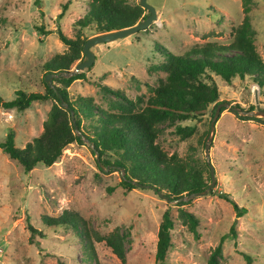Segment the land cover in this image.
<instances>
[{"label": "rangeland", "instance_id": "obj_1", "mask_svg": "<svg viewBox=\"0 0 264 264\" xmlns=\"http://www.w3.org/2000/svg\"><path fill=\"white\" fill-rule=\"evenodd\" d=\"M147 2L155 8L156 20L144 30L90 47L95 59L80 71L85 77L69 85L72 99L90 96L104 109L122 102L112 91L102 90L101 84L127 99H146L165 75L157 68L162 56L156 43L175 54L207 42L229 44L243 20L245 4L256 32V51L264 61V0ZM86 10L87 0H0V95L5 100L13 99L18 89L44 92L45 83L59 84L52 75L45 80L48 74L43 69L53 55L67 50L56 27L69 38L104 33L96 32L94 24H80ZM83 60L85 54L71 71ZM214 79L220 92L214 114L210 106L198 120L179 122L195 125L187 138H181L174 126H164L157 139L168 155L175 153L203 169L205 176L213 170L209 188L184 196L182 205L149 187L126 190L120 184L122 170L100 164L86 139L69 143L53 164H37L28 173L0 148V264H95L83 241L82 224L78 232L72 226H47L43 220L64 211L84 222L99 264H120L111 249L94 237L115 228L124 236L126 264H208L219 243L218 264H264V117L255 116L263 122L239 117L252 116L256 105L264 110V93L250 77L236 76L231 82ZM52 103L34 101L22 111L0 106V142L10 130L18 147L39 136ZM232 200L245 208L241 216ZM179 208L197 217L196 232L182 222ZM165 210L173 228L171 246L161 263L155 250Z\"/></svg>", "mask_w": 264, "mask_h": 264}, {"label": "trees", "instance_id": "obj_2", "mask_svg": "<svg viewBox=\"0 0 264 264\" xmlns=\"http://www.w3.org/2000/svg\"><path fill=\"white\" fill-rule=\"evenodd\" d=\"M145 11L139 3L131 5L126 0H87V10L80 24H94L96 32H109L129 27L146 18L148 15ZM244 11L243 20L235 28L234 38L229 44L207 42L183 54H175L156 43V47H161L162 56L157 68L165 75L151 88L152 93L146 99L138 96L131 100L125 98L119 90L101 84L102 90L112 91L122 100L111 103L105 109L97 107L90 96L74 99L69 96V85L85 77L84 72L72 74L71 68L84 54L83 44L87 39L69 38L57 26L58 36L67 45V50L53 55L44 63L43 69L47 74L55 76L59 84L45 83L44 92L18 89L15 97L10 100L0 95L1 107L19 111L28 108L34 101L52 100L43 130L23 147L16 146L14 132L10 130L5 140L0 142V148L11 159L17 160L24 172L28 173L37 164H53L69 143L86 139L98 153L100 164L122 170L120 184L126 190H131L135 185L149 187L170 201L185 204L181 200L184 196L199 194L209 188L208 180L212 177L210 171L205 176L203 169L180 159L175 153L168 155L157 139L164 126H174L181 138H187L195 131V125H181L179 122L198 120L209 112L210 106V114H214L220 103V92L214 76L226 82H231L236 76L241 79L250 77L264 93V61L256 51V32L247 4L244 5ZM37 29L46 33L42 26ZM252 109L253 106H250ZM239 117L263 122L262 118L253 115ZM108 190L111 191V188ZM231 202L237 216H241L245 208L233 200ZM178 216L191 231L196 232L198 219L194 214L179 208ZM43 220L47 226H72L78 232L82 224L88 255L94 256L95 264H99L95 259L91 234L80 217L64 211L58 217H44ZM172 228L173 219L169 210H165L159 224L155 250V259L161 263L171 246ZM94 237L111 249L120 264H126L124 236L118 228L105 235L95 233ZM220 255L221 243L213 249L208 264H218Z\"/></svg>", "mask_w": 264, "mask_h": 264}, {"label": "water", "instance_id": "obj_3", "mask_svg": "<svg viewBox=\"0 0 264 264\" xmlns=\"http://www.w3.org/2000/svg\"><path fill=\"white\" fill-rule=\"evenodd\" d=\"M139 4L141 7L149 11V15L146 18L138 21L137 23L129 27L115 29V30L97 34V35H94L88 38L83 44V53L86 56V60L76 63L74 65V70L71 71L72 74H77L80 71H83L84 68L90 66L93 63L95 59V54L90 49V47H92L93 45L100 44V43H107V42L114 41L119 38L126 37L128 35L134 34L140 30L146 29L154 20H156L157 18L156 10L152 5H150L147 2V0H140ZM49 75L51 74H48L45 76V80H48ZM256 89H258L257 86H256ZM256 95H257V92L255 91V97ZM256 108L257 110L252 112V114L254 116L264 117V110L261 109L258 105H256ZM210 174L213 177L212 168H211Z\"/></svg>", "mask_w": 264, "mask_h": 264}]
</instances>
